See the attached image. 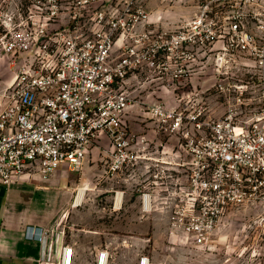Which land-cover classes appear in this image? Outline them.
I'll return each mask as SVG.
<instances>
[{
    "label": "built area",
    "instance_id": "obj_1",
    "mask_svg": "<svg viewBox=\"0 0 264 264\" xmlns=\"http://www.w3.org/2000/svg\"><path fill=\"white\" fill-rule=\"evenodd\" d=\"M174 2L0 0V59L13 74L0 89V183L17 182L29 168L44 180L60 166L80 171L104 135L113 143L107 171H140L141 216L167 213L169 233L197 246L211 241L230 207L264 206V84L248 112L255 84L240 81L264 78V0H195L194 14L169 27L164 15ZM134 74L180 83L211 75L198 92H214L224 112L203 100L156 102L151 116L167 138L146 151L147 136L124 120ZM74 257L64 244L59 264ZM111 257L101 247L95 264Z\"/></svg>",
    "mask_w": 264,
    "mask_h": 264
},
{
    "label": "rangeland",
    "instance_id": "obj_2",
    "mask_svg": "<svg viewBox=\"0 0 264 264\" xmlns=\"http://www.w3.org/2000/svg\"><path fill=\"white\" fill-rule=\"evenodd\" d=\"M170 10L164 15V21L170 22L169 27H176L194 14L195 0H175ZM237 69L245 71L243 64ZM211 71L212 68L208 73ZM2 72L13 75L7 57L0 59V76ZM138 76L128 86L132 103L124 120L128 131L147 136L146 151H154L159 139L167 138L155 129L151 116L154 103L177 105L190 99L203 100L215 105L211 107L214 114L224 112L214 92H198L212 85L215 79L211 75L192 76L182 83ZM240 79L255 84L252 92L246 93L254 109L248 112H254L258 105L257 89L263 86L264 78L240 76ZM169 145L171 150H176L175 141ZM112 149L113 143L105 136L101 143L92 146L80 171L58 168L61 199H56L55 217L61 222V231L67 240L78 235L85 246H107L112 254L110 264H137L142 255H148L151 264H264L263 205L246 202L230 207L211 241L206 246H197L188 236L169 233L167 213L158 209L141 216L137 192V184L142 179L140 171L133 167L119 176L109 173L107 165ZM80 189L85 192L77 202ZM116 192L120 193L119 201L115 198ZM68 212L70 215L63 217Z\"/></svg>",
    "mask_w": 264,
    "mask_h": 264
},
{
    "label": "crops",
    "instance_id": "obj_3",
    "mask_svg": "<svg viewBox=\"0 0 264 264\" xmlns=\"http://www.w3.org/2000/svg\"><path fill=\"white\" fill-rule=\"evenodd\" d=\"M138 75L128 78L127 88L139 78ZM12 80L13 75L6 76L2 72L0 89ZM104 138L103 135L100 143ZM57 172L44 180L36 170L29 168L17 182L8 186L0 183V264H59L63 246L67 243L74 247L73 264H95L100 247L85 246L78 235L67 240L61 231V222L55 217L57 202L61 199ZM69 215L70 212L63 217ZM46 229L50 230L45 234ZM42 231L41 239L30 237L32 233L40 235Z\"/></svg>",
    "mask_w": 264,
    "mask_h": 264
},
{
    "label": "bare ground",
    "instance_id": "obj_4",
    "mask_svg": "<svg viewBox=\"0 0 264 264\" xmlns=\"http://www.w3.org/2000/svg\"><path fill=\"white\" fill-rule=\"evenodd\" d=\"M85 189H80L77 202H80L84 196Z\"/></svg>",
    "mask_w": 264,
    "mask_h": 264
}]
</instances>
